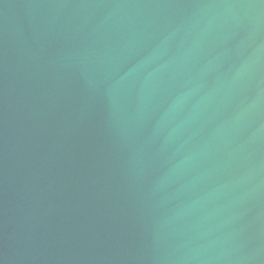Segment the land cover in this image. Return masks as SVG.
<instances>
[{
  "label": "water",
  "instance_id": "obj_1",
  "mask_svg": "<svg viewBox=\"0 0 264 264\" xmlns=\"http://www.w3.org/2000/svg\"><path fill=\"white\" fill-rule=\"evenodd\" d=\"M0 264H264V0H0Z\"/></svg>",
  "mask_w": 264,
  "mask_h": 264
}]
</instances>
